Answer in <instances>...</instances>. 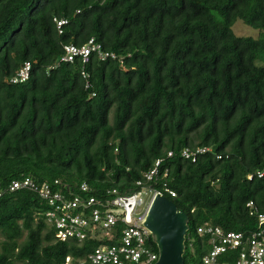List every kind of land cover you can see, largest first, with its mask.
Segmentation results:
<instances>
[{"label":"trees","instance_id":"1","mask_svg":"<svg viewBox=\"0 0 264 264\" xmlns=\"http://www.w3.org/2000/svg\"><path fill=\"white\" fill-rule=\"evenodd\" d=\"M239 20L259 37L237 35ZM92 39L115 57L61 60ZM261 172L264 0H0V264H63L98 244L59 240L48 203L14 180L98 198L166 185L189 216L184 263L204 264V223L264 229Z\"/></svg>","mask_w":264,"mask_h":264},{"label":"built area","instance_id":"2","mask_svg":"<svg viewBox=\"0 0 264 264\" xmlns=\"http://www.w3.org/2000/svg\"><path fill=\"white\" fill-rule=\"evenodd\" d=\"M63 23L64 21L59 22V25ZM92 53H97L103 59L108 56L115 57L113 54L104 53L101 46L92 39L81 47L66 46L61 60L72 63L76 57H80L85 64L90 61ZM29 72L30 65L27 63L13 81L28 79ZM207 150L208 148L197 147L195 151L185 150L183 156L195 160L198 154ZM160 162L156 161L144 174L145 181L157 180ZM263 175L264 172H261L260 176ZM58 183H38L32 177H24L11 182L9 190L29 189L38 192L50 207L45 212V217L56 229L59 240L74 241L79 245L87 241L98 243L86 258L67 255L63 264H86L87 261L91 264H154L158 260L159 253L148 246L151 233L144 220L156 195L166 196V192L175 196L166 185L164 190L143 187L131 195L119 194L113 189L108 190L106 196L98 198L87 194L90 190L87 183H82L77 193L59 190ZM141 184L142 182H138V185ZM248 206H253V202ZM252 213L256 214L258 211ZM258 215L260 224L264 225V213ZM120 224L123 227L119 230ZM198 233L209 236L211 242V249L203 257L204 264H264V229L246 234L226 231L206 222L198 228ZM223 256L228 260H221Z\"/></svg>","mask_w":264,"mask_h":264},{"label":"water","instance_id":"3","mask_svg":"<svg viewBox=\"0 0 264 264\" xmlns=\"http://www.w3.org/2000/svg\"><path fill=\"white\" fill-rule=\"evenodd\" d=\"M144 224L158 247L159 257L154 264H185L189 216L166 196L156 195Z\"/></svg>","mask_w":264,"mask_h":264},{"label":"rangeland","instance_id":"4","mask_svg":"<svg viewBox=\"0 0 264 264\" xmlns=\"http://www.w3.org/2000/svg\"><path fill=\"white\" fill-rule=\"evenodd\" d=\"M234 31L239 36L244 37H259V31L247 24H245L243 21L239 20L237 21L233 26Z\"/></svg>","mask_w":264,"mask_h":264}]
</instances>
